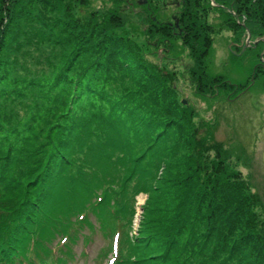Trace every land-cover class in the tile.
<instances>
[{
	"label": "trees",
	"instance_id": "1",
	"mask_svg": "<svg viewBox=\"0 0 264 264\" xmlns=\"http://www.w3.org/2000/svg\"><path fill=\"white\" fill-rule=\"evenodd\" d=\"M33 1L0 0V44L22 32L28 15L33 13V6L28 5ZM56 1L60 4L63 0ZM205 3L209 8L216 3L215 13L205 10L206 4L202 5L203 9L199 8L200 1L195 0L184 7L180 24L184 22L189 33L186 45L192 50L195 61L192 79L197 89L206 88L211 92L215 88L204 65L215 34L236 32L242 27L241 38L247 31L252 39L263 38L264 0H205ZM109 12L105 18L111 21H90L93 23L90 27L98 26L100 35L85 41L93 51L96 48L99 53L104 51L102 55L109 49L111 38V56L103 59L102 64L95 57L94 64L99 66L91 74L88 71L87 77L78 79V76L76 80L71 74H65V78L61 76L53 82L54 87L64 85L65 94H61L60 103L69 102L72 97L64 122L56 124L58 132L55 134L51 129L46 142L34 149L23 147L24 151L18 154L26 157L22 165L16 162L18 156L11 148L7 153L0 151V184H3L0 187V264H69L74 257L72 246L83 228L90 231L99 228L111 240L108 251L113 256L108 264H194V259L196 264H212L211 260L227 255L223 262L216 263L226 264L234 263V257H244L246 252L251 264H264V235L254 229L247 233L248 228L239 231V217L247 200L241 183H225L229 192L222 193V197H216V193H220L216 186H210V191H197L199 179L193 182V170L187 164L182 179L175 181L173 188L170 184L166 187L171 192L165 190L164 193L162 184H151L164 153L160 147L162 139L172 131L179 133L171 139L184 138L187 129L182 125L189 124L191 114L171 96L164 74L158 77L157 69L148 70L142 65L136 44L129 41L126 33L118 32L125 24L120 12L116 9ZM156 26L149 30L154 36H162L163 28ZM263 50L264 43L260 42L252 54H246L252 80L257 78L262 85L264 70L260 67L264 62L260 63V56ZM1 76L0 90L4 81ZM110 85L117 89L108 88ZM227 85L237 89L242 86L223 83V87ZM134 86L137 90L132 88ZM100 99L115 103L120 111L96 113L100 108L95 104L101 105ZM80 101L90 102L96 109L92 108L94 112L85 119L87 125L82 126L86 135L71 147L72 137L78 133L74 122L78 123L79 111L74 109ZM77 145L80 146L79 158L73 157ZM147 156L149 161L143 166ZM92 161H98L96 166L100 172L86 163ZM127 161L132 164L131 168ZM134 178L137 179L136 190L125 195L122 189ZM142 191L149 194L151 205L143 207L134 236V196ZM175 198L178 201L172 205ZM203 203L208 205L207 213H202ZM166 207H170V212L162 216L160 211ZM218 210L222 211L218 213ZM226 213L229 218H225ZM237 232L239 238L234 240ZM87 236L84 235V240ZM108 251L104 257L108 256Z\"/></svg>",
	"mask_w": 264,
	"mask_h": 264
},
{
	"label": "rangeland",
	"instance_id": "2",
	"mask_svg": "<svg viewBox=\"0 0 264 264\" xmlns=\"http://www.w3.org/2000/svg\"><path fill=\"white\" fill-rule=\"evenodd\" d=\"M49 1H52L51 5L47 4ZM194 1L63 0L60 4L56 0L30 2L28 5L33 6L34 10L28 15L22 32L10 36L0 44V52L3 53L0 54V76L4 78L0 90V151L7 153L11 148L18 156L16 162L22 165L26 157L18 154L24 151L23 147L34 149L46 142V135L51 129L55 130V134L58 132L56 124L64 122L72 97L69 102L60 103L61 94H65L62 85L64 83L54 87L53 82L60 80L61 76L65 78V74H71L75 79L78 76V79L87 77L88 71L91 74L94 68L99 66L94 64L95 57L99 58L102 64L103 59L107 60L111 56V38L109 49L102 55L104 51L99 53L97 48L93 51L85 40L100 35L98 26L90 27L93 24L90 21H111L105 18L106 14L116 9L124 20L122 22H125L118 32L126 33L129 41L133 45L136 44L134 47L137 48L136 52L141 54L139 59L142 65L148 70L157 69L155 73L158 77L164 74L168 79L171 96L191 114L189 124L182 125L187 129L184 138L171 139L179 133L172 131L162 139L160 147L164 149V153L159 162L160 166L155 169L153 181L150 180L151 184H162L165 193L169 184L173 188V183L180 177L182 179L187 164L192 167L193 182L199 179L197 191L216 186L220 192L216 193V197H222V193L229 192L225 183L239 182L242 192L247 196L239 217V231L248 228L247 233L254 229L264 235V87L257 78L252 80V68L246 60L248 51L237 57L235 51L230 50L232 43L227 42V39L232 41L234 38L232 32H227L222 35L215 34L211 52L207 55L204 65L215 89L211 92H207L206 88L197 89L191 72L195 61L191 56L192 50L186 45V36L188 37L189 33L184 27V22L180 24L184 7ZM198 1L199 8L203 9L205 0ZM26 2L28 3V0ZM215 5L217 6L213 3L209 8L206 4L205 10H210L211 14L215 13ZM156 25L163 28L160 34L162 36H154L149 30L150 27L154 30ZM246 38L245 34L244 39ZM246 42L250 43L247 40ZM241 61L246 62L244 66ZM226 81L242 86L240 89L229 85L223 87ZM128 85L132 86L130 83ZM108 88L117 89L112 85ZM132 88L137 90L135 86ZM100 101L102 106L95 104L97 109L100 108L96 113L109 110L114 114L116 110L120 111V107L115 103L101 99ZM92 108L96 109L90 102L80 101L74 109L79 111L78 123L74 122L78 133L72 137L71 147L80 142L78 138L86 135L85 119L94 112ZM174 130L177 131V128ZM79 148L77 145L75 150L73 149V157L79 158ZM27 152L30 153V150ZM148 156L143 160V166L149 161ZM150 156L152 157V154ZM152 158L155 162L154 157ZM2 161L5 163L4 159ZM86 163H90L100 172V168L96 166L99 165L98 161ZM126 164L131 168L129 161ZM223 176L228 179H222ZM122 177L123 175L120 178ZM212 177L214 180L211 182L209 179ZM136 183V178L129 181L122 193L128 195L134 192ZM2 186L3 184H0V187ZM166 191L171 192L170 189ZM148 201L147 192H137L134 196V236L144 212L143 207L148 203L151 205V201ZM177 201L175 198L172 205ZM169 208L160 211L162 216L169 214ZM207 210L208 205L203 203L202 213H207ZM229 217L226 213L225 218ZM238 232L234 235V240L239 238ZM87 234V239L84 240V235ZM110 243L111 240L99 228L93 231L83 228L77 242L72 246L74 261L71 264H106L111 256L108 251ZM106 250L108 256L104 257ZM226 257L227 255H224L220 260H211V263L223 262ZM233 260L234 263L229 261L226 264L251 262L247 252L244 257L237 255ZM193 263L196 264L195 259Z\"/></svg>",
	"mask_w": 264,
	"mask_h": 264
},
{
	"label": "flooded vegetation",
	"instance_id": "3",
	"mask_svg": "<svg viewBox=\"0 0 264 264\" xmlns=\"http://www.w3.org/2000/svg\"><path fill=\"white\" fill-rule=\"evenodd\" d=\"M241 24L243 25L244 23L243 22H241ZM241 29H242V27H240V29L238 30V31H236V32H232L233 33V38L234 39H231L232 41H230L232 44L230 45V50H232V52L233 51H235V52H237V53H234V54H236V55H242V52H246V51H248L250 54H252V51H253V49L254 48H256V47H258V44L260 43V42H263L264 43V37L263 38H259V39H252L250 36V33H249V31H247V34H246V36H247V38H246V40L247 41H249L250 43L249 44H246L247 42H246V40L244 39V36H245V34L243 35V38H241V36H240V34H241ZM246 30V29H245ZM252 43V44H251ZM235 49V50H233V48ZM260 59H261V61H260V63L261 62H264V50H263V52L261 53V56H260ZM247 60V59H246ZM248 61V60H247ZM262 64V63H261ZM259 64H257V66H258ZM256 66V67H257ZM262 70H264V66H261L260 67ZM263 87H264V85H263Z\"/></svg>",
	"mask_w": 264,
	"mask_h": 264
}]
</instances>
